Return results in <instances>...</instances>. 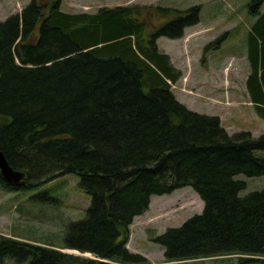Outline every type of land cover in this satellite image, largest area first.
<instances>
[{"label": "trees", "instance_id": "trees-1", "mask_svg": "<svg viewBox=\"0 0 264 264\" xmlns=\"http://www.w3.org/2000/svg\"><path fill=\"white\" fill-rule=\"evenodd\" d=\"M60 1L30 0L0 20V151L25 174L18 187L1 177L0 186L22 192L77 176L91 202L59 248L108 262L0 235V264H138L125 248L133 219L151 196L183 187L203 210L154 238L165 261L263 255L264 188L242 196L246 183L236 178L264 176V136L229 135L218 117L181 104L171 86L182 73L155 44L181 38L199 6L160 10L159 23V10L144 7L149 25L133 6L65 13ZM263 1L248 4L256 21L245 86L264 120V12L255 7ZM257 259L245 261L264 264Z\"/></svg>", "mask_w": 264, "mask_h": 264}, {"label": "rangeland", "instance_id": "rangeland-1", "mask_svg": "<svg viewBox=\"0 0 264 264\" xmlns=\"http://www.w3.org/2000/svg\"><path fill=\"white\" fill-rule=\"evenodd\" d=\"M29 2L0 0V20L20 13ZM250 2L61 0L60 9L65 13H95L103 7L133 6L141 14L139 18H144L150 25L154 16L147 15L148 10L144 7L159 10L162 15L155 18L159 23L165 19V13L160 10H188L199 6V22L184 29L181 38L160 37L155 42L158 51L169 55L172 65L182 72L181 78L171 86L172 93L189 110L218 117L229 135L244 131L257 138L264 136V120L255 113L245 86L249 73L246 39L256 21ZM255 7L260 13L264 12V1ZM236 179L246 183L242 196L264 188V176L247 178L239 175ZM78 181L77 176L69 174L28 191H10L0 186V235L56 249L62 247L60 244L67 224L85 219L91 202L90 197L79 190ZM202 210L203 202L191 187H183L170 194L153 195L148 210L133 219L125 248L142 260L138 264H259L245 260H264V254L249 257L234 253L165 261L164 249L154 242V238L169 228L181 226ZM63 251L94 257L88 252L73 249Z\"/></svg>", "mask_w": 264, "mask_h": 264}, {"label": "water", "instance_id": "water-1", "mask_svg": "<svg viewBox=\"0 0 264 264\" xmlns=\"http://www.w3.org/2000/svg\"><path fill=\"white\" fill-rule=\"evenodd\" d=\"M25 174L23 172L14 170L7 162L4 154L0 151V177L2 180L14 187H18L24 183L23 178ZM105 262L104 260H100Z\"/></svg>", "mask_w": 264, "mask_h": 264}]
</instances>
